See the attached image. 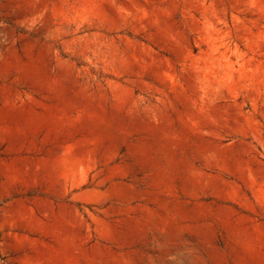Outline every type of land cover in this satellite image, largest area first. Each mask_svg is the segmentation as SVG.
<instances>
[{
	"label": "rangeland",
	"instance_id": "rangeland-1",
	"mask_svg": "<svg viewBox=\"0 0 264 264\" xmlns=\"http://www.w3.org/2000/svg\"><path fill=\"white\" fill-rule=\"evenodd\" d=\"M0 264H264V0H0Z\"/></svg>",
	"mask_w": 264,
	"mask_h": 264
}]
</instances>
